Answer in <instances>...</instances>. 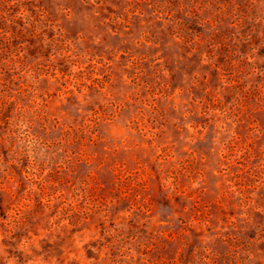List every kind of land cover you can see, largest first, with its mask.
Instances as JSON below:
<instances>
[{"label": "rangeland", "instance_id": "1", "mask_svg": "<svg viewBox=\"0 0 264 264\" xmlns=\"http://www.w3.org/2000/svg\"><path fill=\"white\" fill-rule=\"evenodd\" d=\"M0 264H264V0H0Z\"/></svg>", "mask_w": 264, "mask_h": 264}]
</instances>
